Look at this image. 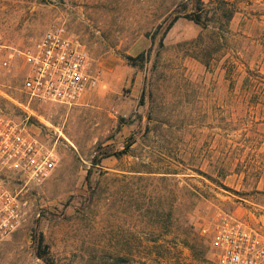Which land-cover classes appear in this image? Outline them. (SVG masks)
Masks as SVG:
<instances>
[{
  "label": "rangeland",
  "instance_id": "obj_1",
  "mask_svg": "<svg viewBox=\"0 0 264 264\" xmlns=\"http://www.w3.org/2000/svg\"><path fill=\"white\" fill-rule=\"evenodd\" d=\"M230 1L242 10L249 1L262 22L237 13L230 48L209 70L189 44L202 27L175 20L180 5L194 8L192 0H0V120L58 155L52 174L35 182L0 166V181L20 192L25 214L0 244V264H113L102 250L111 253L115 237L159 232L139 221L138 194L153 204L169 197L179 228L169 239L183 264H199L179 243L185 215L211 264L218 262L208 229L228 216L264 220V0ZM53 29L84 45L96 82L72 106L31 101L23 90L21 52ZM232 56L262 76L256 86L245 84L244 65L236 84L227 80ZM162 176L175 181L131 180Z\"/></svg>",
  "mask_w": 264,
  "mask_h": 264
},
{
  "label": "built area",
  "instance_id": "obj_2",
  "mask_svg": "<svg viewBox=\"0 0 264 264\" xmlns=\"http://www.w3.org/2000/svg\"><path fill=\"white\" fill-rule=\"evenodd\" d=\"M21 54L27 66L23 90L31 101L72 106L96 84L84 45L63 29L48 31ZM57 164L55 148L17 123L0 120L2 169L35 182L49 177ZM24 215L20 192L0 181V244L21 228ZM208 234L218 264H264V220L251 225L228 216Z\"/></svg>",
  "mask_w": 264,
  "mask_h": 264
},
{
  "label": "trees",
  "instance_id": "obj_3",
  "mask_svg": "<svg viewBox=\"0 0 264 264\" xmlns=\"http://www.w3.org/2000/svg\"><path fill=\"white\" fill-rule=\"evenodd\" d=\"M192 2L194 3V8L190 12H188L185 6H179L176 10L177 15L175 20L180 17H185L202 27L201 35L189 44L195 45V50L192 55L200 60L209 70H214L222 58V55L218 56L219 53L230 48L229 43L233 40L232 36L234 37V35L231 34L230 24L237 13L245 14L247 19H251L249 17L251 16L254 17L257 22H262L261 18H259L261 14L253 13L248 10V6L251 5L249 1L245 6V10L239 8L238 3L230 0H212L208 4L203 0H192ZM242 37L244 39L250 38L243 35ZM261 38L264 39V33ZM232 57L233 58H227L224 64L227 80H229L232 85L236 84L235 78H240L242 75L239 67L244 65L248 73L244 81L245 84H250V87L256 86L255 83H257L259 81L258 78H262V76L259 73H254L250 66L237 56ZM234 58L239 61V64L235 62L237 60L234 61ZM132 145L133 143L128 145V150ZM127 152L123 150L115 155L120 159ZM146 167L144 169L145 172L155 173L154 171H150V168ZM162 172L177 173V171L171 170ZM131 180H138L146 184L158 181L169 185L171 182L175 181V179L165 176L160 178L132 177ZM188 195L190 198L193 197L191 192ZM137 197L138 203L136 212L138 213L139 221H149L151 225L159 227V232H153L145 238L142 234L132 235V237H126L125 235L115 237V245L112 247L111 253L106 251L107 249L102 250V259L111 260L113 264H163L164 262H168L169 264H183L180 263L181 259L179 258V254L180 257L182 256V251L172 246L174 242L169 239L172 234L179 231L178 226L175 224V221H178V219L175 218L174 206L171 205L169 197L163 196V201L158 202V204H153L154 201L151 198L152 196L145 195V193L138 194ZM181 221L186 228L184 232H182L184 239L180 240L179 243L195 252L199 264H211L206 255L204 239L194 232L186 215Z\"/></svg>",
  "mask_w": 264,
  "mask_h": 264
}]
</instances>
